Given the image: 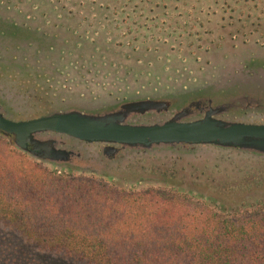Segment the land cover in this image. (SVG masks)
Here are the masks:
<instances>
[{"label": "rangeland", "instance_id": "obj_1", "mask_svg": "<svg viewBox=\"0 0 264 264\" xmlns=\"http://www.w3.org/2000/svg\"><path fill=\"white\" fill-rule=\"evenodd\" d=\"M17 1L12 7L17 4L27 10L28 21L37 14L32 10L50 17H42L43 24H36L41 29L38 34L46 35L42 38L31 33L21 36L19 32L0 31V100L15 120L33 119L72 107H114L123 100L117 95L120 93L108 90L117 83L110 76L120 66L116 56L134 53L140 59L151 57L153 52H164L165 48H171L168 53L171 60H183V69L186 68L183 73L193 72L188 75L191 85L206 88L204 93L213 91L214 83L227 88L247 79L264 85V0ZM120 12L124 14V25L119 22ZM126 14H134V18L130 20ZM161 33H166V40L171 43L165 48L164 38L154 37ZM22 38L26 46L21 44ZM132 38L139 41L130 43L128 40ZM51 40H55L56 47ZM119 43H124L122 50L117 48ZM156 47L158 50L154 51ZM50 54L57 58V63L25 60H42ZM103 57L115 58L106 59L108 64H104L100 60ZM103 84L106 90L102 89ZM189 92H184L183 97L175 93L171 98L174 101L183 98L185 102L193 97L194 92ZM165 117L147 115L134 122L152 123ZM222 118L264 124V104L260 108H238ZM79 146L90 155L98 154L101 148L95 144ZM242 154L209 145L126 151L120 161L109 165L106 176L99 177L39 164L59 173L102 179L118 188L177 192L219 213L240 214L264 208V183L259 185L255 181L247 186L242 180L249 173H245V165L255 162ZM228 156L232 160H227ZM218 159L223 168L214 167ZM230 163L235 168L232 172L226 170Z\"/></svg>", "mask_w": 264, "mask_h": 264}, {"label": "trees", "instance_id": "obj_2", "mask_svg": "<svg viewBox=\"0 0 264 264\" xmlns=\"http://www.w3.org/2000/svg\"><path fill=\"white\" fill-rule=\"evenodd\" d=\"M0 264H264V208L59 173L0 135Z\"/></svg>", "mask_w": 264, "mask_h": 264}, {"label": "water", "instance_id": "obj_3", "mask_svg": "<svg viewBox=\"0 0 264 264\" xmlns=\"http://www.w3.org/2000/svg\"><path fill=\"white\" fill-rule=\"evenodd\" d=\"M244 83L247 87L239 95L251 88L256 95L264 96V85L247 79ZM167 107L165 103L137 100L120 102L111 108L72 107L15 120L0 100V135L11 139L15 149L37 163L97 177L106 176L109 165L120 161L126 151L209 145L264 154V125L220 117L229 112L210 109L198 118L200 113L183 109L163 122L133 121L152 111L167 113ZM94 144L101 145L98 154L90 155L79 146Z\"/></svg>", "mask_w": 264, "mask_h": 264}, {"label": "flooded vegetation", "instance_id": "obj_4", "mask_svg": "<svg viewBox=\"0 0 264 264\" xmlns=\"http://www.w3.org/2000/svg\"><path fill=\"white\" fill-rule=\"evenodd\" d=\"M13 2H18V1L17 0H0V31H4V32L8 31L9 33H12V31L19 32L21 33V36L22 34L31 33L32 34L31 36L36 35L37 38H42L46 36V35L41 36L38 34L41 31V29L36 24L37 23L43 24V18L44 19L48 18L50 17V15L39 14V12L41 11L32 10L33 13L35 14L37 13V14L31 15V17L33 18H31V20L28 21L27 20L29 19L27 18L28 15L25 14L27 10L18 8L17 4H15L12 7ZM14 7H17V8H14ZM154 11L155 10H149L150 13L152 12L154 13ZM52 13H55V11H52ZM118 14H119V17H122L121 19H119V22H121V24L124 25L123 12H120ZM126 16H129L128 19L130 20L134 18V14L132 15L126 14ZM47 20L49 21V19ZM48 21H46V23H48ZM55 23H56L55 27H57L58 26L57 20ZM8 27H10V29ZM166 28L168 29V26H166ZM128 32L132 33L130 32V30ZM154 37H157L158 39L164 38V41L162 42V47L164 48L171 44L167 42L166 40L167 39L166 33L154 35ZM134 39H137V38H134ZM134 39L128 40V41H130V43H135L139 41V40H134ZM6 40L10 41L11 38H8ZM20 42L23 46H26L24 45L26 44V41L24 38H22ZM42 42L44 43V40ZM51 42L56 47L55 40H51ZM81 42L85 44L84 41H81ZM124 43H126L127 47H131L130 43H127V42H124ZM124 43L122 45H124ZM122 45L119 43L118 46L120 47L117 46V48L122 50V47H121ZM180 45L181 44H178L177 47L180 48ZM51 50L53 49L51 48ZM157 50H158V47H156L154 51H157ZM161 50L163 49L161 48ZM135 51H136V48L131 50V52H135ZM165 51L164 52L162 51L153 52L151 54L152 55L151 57H143L140 59H139V56L137 57V55H134V53H132L131 56L127 54L126 57L124 56L121 57V55H119V57L116 56L117 58L115 60L120 62L118 63V65L120 66L119 68H116L115 71H112V75L110 76L112 80H117V83L113 84L112 88L108 90L116 91L120 93L117 95L118 97H122L123 100L121 102L137 101V100L138 101L139 100H151V101L167 104L168 107L166 110H164L167 113L162 114L161 112L157 113V112L152 111L151 114L153 116H156V117H160L162 115L166 116L165 118H161L160 119L161 121L155 120V122H163L165 120H169L173 118L174 113L181 112L183 111V109L196 111L197 113L201 114L198 118H202L205 115V113L209 111L210 109L215 110L217 112L221 111V112L226 113V112L235 111L238 108H260L261 105L264 104V96L256 95L257 94L256 90H252L251 88L245 89V95H239V93H244L242 88L247 87L245 83L244 84H229L227 85V88L221 87L224 85L219 86L218 83L217 84L214 83L212 87H214L215 89H213V91L209 93H204L203 89H206V88L197 89L196 86H200V85H196V84L191 85L190 83L191 78L188 75L193 72L183 73V70L184 71L186 70V68L183 69V60L181 59L171 60V58L168 56V53L171 51V48L170 49L165 48ZM156 53L159 54L157 57L154 55ZM51 55L52 54L48 55L46 59L42 58V60L44 59L45 61H42L41 58H36L37 59L36 61H30V58H25V60L26 61L28 60L29 63L32 62V63H38V64H41V63L43 64L44 62H46V64L57 63L58 62L57 58L56 57L53 58V56ZM81 58H85V57L81 56ZM114 58L115 57H106V58L103 57V58H100V60L102 62L105 61L104 64H108L106 59L112 60ZM105 86L106 85L103 84L101 86L102 89L106 90L107 87ZM187 91H190L188 94H190L191 92H194L193 97L189 99L186 98L185 102H183V98H179L177 99V101L172 100L171 97L173 94L177 93V94H180L181 97H183V93ZM250 92L254 93L255 95ZM128 97H131V99ZM139 97H142V98H139ZM134 98H137V99H134ZM154 113H156V115ZM223 116L221 115L220 117L222 118ZM186 146L191 147L189 145H186ZM223 149L233 150V151L235 150L236 152H240L239 149H234V148L233 149L223 148ZM245 152L248 155H246ZM242 153L243 154L245 153L244 155L242 154L243 156H249L250 158L255 160L254 163L245 165L244 167L246 169L245 173H248V172L249 173L244 175V178L242 179L243 182L247 183V186L248 184H251L252 182H255V181H257V183L261 185L262 183H264V154L254 153L250 151H242ZM239 155H237L236 157H239ZM227 160H232V159L229 158L228 156ZM220 162L221 161L218 159V162L214 164V167H216V169L222 166ZM231 163L229 164V169L226 168V170L229 172H232L233 169H235Z\"/></svg>", "mask_w": 264, "mask_h": 264}]
</instances>
